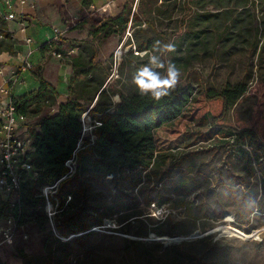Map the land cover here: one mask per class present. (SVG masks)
Masks as SVG:
<instances>
[{
	"label": "rangeland",
	"instance_id": "374dc122",
	"mask_svg": "<svg viewBox=\"0 0 264 264\" xmlns=\"http://www.w3.org/2000/svg\"><path fill=\"white\" fill-rule=\"evenodd\" d=\"M118 5L117 11L123 6L121 13L129 16L124 30L101 27L102 21L112 17L109 9L95 12L85 7L81 12L82 26L72 28H79L78 33L84 28V33L81 30L77 39L63 47L64 52L70 44L77 47L84 63L91 58L92 48L96 50L95 61L105 68L106 74L103 76L98 70L86 78L95 74L101 79L110 101L119 103L121 94H138L132 76L147 63L148 56L142 55L146 51L135 55L132 44L148 41L150 54L156 41L171 42L176 45V52L167 54L165 62L171 61L181 70L177 87L189 84L195 94L201 86L220 90L238 81L246 83L245 93L218 122L235 131L253 128L264 144V0H247L242 5L232 1L223 8L210 0H121ZM104 11L108 12L106 16L101 15ZM133 14L139 16V22L132 19ZM62 54L65 59L70 58ZM91 96L86 93L83 99ZM206 108L217 114L220 103L207 102ZM218 139L214 135L182 147L187 152L219 145L214 150L190 155L164 186L145 177L135 187L127 181L119 182L128 194L131 208L104 218L101 225L91 224L86 231L61 236L56 220L62 216L46 198L43 211L37 202L22 222L10 213L0 215V231L10 228L12 234V242L5 243L0 233V264H264V212L259 211L264 207V173L259 169L264 166V147L248 137L232 135L225 144ZM247 158L253 171L245 168ZM188 164L197 168L190 173L196 177V188L187 196L170 194L171 199L160 205L162 214L155 215L146 196H153L156 191L167 193ZM87 193L84 206L95 216L96 209L104 210L109 202V190L106 185L94 183ZM16 200V193L0 194V206L8 202L12 207ZM77 202L75 210L79 211L81 198ZM125 213L132 215L126 221ZM226 213L232 216L231 220L225 219ZM224 224L253 236L245 239L214 233L168 245L155 240L154 229L160 225L172 233L167 237H189L195 231L201 233Z\"/></svg>",
	"mask_w": 264,
	"mask_h": 264
},
{
	"label": "trees",
	"instance_id": "16d2710c",
	"mask_svg": "<svg viewBox=\"0 0 264 264\" xmlns=\"http://www.w3.org/2000/svg\"><path fill=\"white\" fill-rule=\"evenodd\" d=\"M210 1L217 2V6L223 8L232 1L242 5L247 0ZM83 4L90 5L91 2L83 0ZM107 13L104 11L101 15L106 16ZM141 13L147 15L145 11ZM107 19L101 20V27L116 26L119 30H124L129 16L123 12ZM132 19L139 22V16L136 14H133ZM0 33L3 35L0 38V52H13L17 40L11 38L7 21L1 16ZM58 46L56 42H47L41 45L40 49L42 54L49 50L51 53L52 51L63 53ZM149 48L150 44L145 40L136 44L137 51H147ZM95 51L92 48L91 58L85 63L81 53L68 57L72 74L69 79V96L65 101H58L56 87L43 78L39 69L37 70L39 86L22 96L12 97L17 112L24 115L27 120L31 144L34 146L28 161L38 170V176L36 179L26 174L21 176L15 204L11 207L8 202H3L0 206V215L10 213L20 218L19 222H22L27 216L28 209L34 207L37 202H40L43 211L45 197L41 189L54 183L67 172L64 162L70 158L80 137L82 127L80 117L96 94V101L90 112L99 114L97 117L102 124L94 131V142L89 144L87 140L85 141L77 152L75 173L61 180L53 195L54 198L50 197L54 205L57 203L55 208L58 216H62L56 220V228L64 237L74 231H86L91 224L101 225L104 218L128 211L131 203L119 182L127 181L135 187L145 177L147 181L152 180L155 185L164 186L165 180L170 178L175 169L182 166L190 155L219 147L214 145L199 150L182 151L181 148L187 147L192 140L205 141L217 135L219 142L225 144L229 141L227 137L235 135L236 138L248 137L259 142V136L253 128L235 131L218 122L247 90L244 81L227 84L220 90L201 86L195 94L193 88L186 84L176 87L169 96L159 102L153 101L150 97H141L139 94L130 97L121 94V101L114 103L106 96L101 79H97L95 74L86 78L89 73L98 70L103 76L106 74L105 68L95 61ZM130 52L132 53L131 50ZM86 93H92L91 98L83 99ZM213 101L220 103V111L217 114L206 108L207 102ZM259 145L264 147L261 142ZM193 168V165L188 164L185 170H180L172 186L167 188V193L156 191L153 196L147 195L146 203H154L160 207L171 199L170 194L190 195L197 185L196 177L190 175L197 171V168ZM245 168L248 172L253 171L250 158L245 161ZM259 169L264 173V166H260ZM231 175L237 177L232 173ZM94 183L106 185L109 190V202L104 206V210L96 209L95 216L84 206L88 199L87 192ZM68 196L70 199L67 201ZM78 198H81L79 211L75 210ZM259 211L264 212V207L261 206ZM130 216L132 215L125 213V221ZM44 217L46 218L45 214ZM127 223L129 221L122 226ZM154 232L158 236L172 234L163 225L156 227Z\"/></svg>",
	"mask_w": 264,
	"mask_h": 264
},
{
	"label": "crops",
	"instance_id": "0c3cea01",
	"mask_svg": "<svg viewBox=\"0 0 264 264\" xmlns=\"http://www.w3.org/2000/svg\"><path fill=\"white\" fill-rule=\"evenodd\" d=\"M113 1L109 10L112 16L116 17L122 12V8L117 11L118 4L121 0H90L91 4L99 7L105 3ZM32 7L26 8V32L32 38L29 44L24 43L22 38L24 34L19 32L18 25L9 22L10 30H15L17 42L14 45L13 52H0V87L9 85L12 89V97H19L23 94L36 89L39 86L37 70L39 69L44 79L52 83L58 91V101H65L69 96V79L72 74L68 57L59 58L47 51L45 54L41 52V45L47 42H56L59 44V50L66 55L77 53L75 49L69 45L67 52H64V46L72 43L77 39L76 35H80L84 28L79 30L72 29L80 25L82 11L87 7L90 11V5H84L83 0H29ZM118 5V6H117ZM117 11V12H116ZM116 12V13H115ZM65 20H75L77 25L65 28L63 22ZM82 26V25H80ZM54 27H58L62 32L56 35L53 31ZM30 67H27V65Z\"/></svg>",
	"mask_w": 264,
	"mask_h": 264
},
{
	"label": "built area",
	"instance_id": "2783aa9c",
	"mask_svg": "<svg viewBox=\"0 0 264 264\" xmlns=\"http://www.w3.org/2000/svg\"><path fill=\"white\" fill-rule=\"evenodd\" d=\"M114 3L113 1L105 3L99 7L91 4L90 11L98 12L100 10H107ZM32 7L29 0H0V16L9 22H14L18 25V31L24 34L22 41L29 44L32 42V38L27 35L26 20L27 15L26 8ZM65 28L74 27L77 25L75 20H65L63 22ZM11 38L17 39L15 30H10L8 27ZM53 31L56 35L60 34L62 30L58 27H54ZM3 35L0 33V38ZM121 48V46H120ZM131 49L135 54H139L141 51H137L134 44L131 45ZM52 54L56 57L62 58L63 54L60 52L52 51ZM117 58L114 59L116 64ZM27 67H30L28 64ZM1 72V71H0ZM111 78V77H110ZM92 104L86 111H84L80 117L81 121V133L77 141L76 147L73 150L70 158L66 159L64 165L67 167V172L59 179L54 181L50 185L42 187V194L46 198L48 204H53L50 200L55 194L59 182L67 177L72 176L77 167V152L83 147L87 140L89 144H92L95 139L94 131L102 123L98 119L97 113H91L90 109ZM27 120L24 115L17 112L16 106L12 101V89L9 85H3L0 87V194L12 195L17 194L20 187L21 176L26 174L32 179H36L38 176V170L35 169L28 161L29 154L33 151L31 144V136L28 132ZM54 198V197H53ZM70 196L67 197V201ZM57 203H55V206ZM152 209L155 215H161L163 210L161 207L152 203ZM11 223V219L8 220V224ZM3 234L2 242L11 243L12 234L11 230L3 229L0 231Z\"/></svg>",
	"mask_w": 264,
	"mask_h": 264
},
{
	"label": "clouds",
	"instance_id": "9594fccd",
	"mask_svg": "<svg viewBox=\"0 0 264 264\" xmlns=\"http://www.w3.org/2000/svg\"><path fill=\"white\" fill-rule=\"evenodd\" d=\"M174 52H176L174 43L156 41L150 54L147 51L142 54L148 56L147 63L137 68L132 76V84L141 97H150L153 101L159 102L176 89L182 75L181 70L175 63L165 62L167 54Z\"/></svg>",
	"mask_w": 264,
	"mask_h": 264
},
{
	"label": "water",
	"instance_id": "95a60500",
	"mask_svg": "<svg viewBox=\"0 0 264 264\" xmlns=\"http://www.w3.org/2000/svg\"><path fill=\"white\" fill-rule=\"evenodd\" d=\"M222 226L223 225H218V226H215V227H212L204 232H198V231H195L194 233H192L189 237H182V236H173V237H166V235H161V236H157V238H155V240L157 241H163V244L164 245H168L170 243H179L181 241H184V240H190V239H193V238H199V237H203V236H206V235H209V234H216V235H223L222 234ZM253 236L252 235H246L245 236V239H248V238H251ZM163 238V239H162ZM152 239V238H150Z\"/></svg>",
	"mask_w": 264,
	"mask_h": 264
},
{
	"label": "bare ground",
	"instance_id": "6f19581e",
	"mask_svg": "<svg viewBox=\"0 0 264 264\" xmlns=\"http://www.w3.org/2000/svg\"><path fill=\"white\" fill-rule=\"evenodd\" d=\"M232 216L230 214H225V219L227 220H231ZM112 223V222H111ZM222 234L225 235V234H229V235H238V236H242V237H245L248 233L245 232L243 229L241 228H237V227H234L232 225H228V224H224L222 226ZM167 237V236H166ZM163 239V238H162Z\"/></svg>",
	"mask_w": 264,
	"mask_h": 264
}]
</instances>
